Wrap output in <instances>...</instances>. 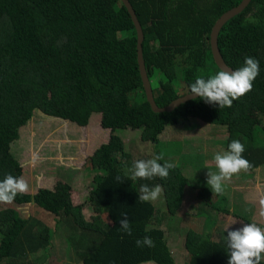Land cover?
Returning <instances> with one entry per match:
<instances>
[{
  "label": "trees",
  "instance_id": "trees-1",
  "mask_svg": "<svg viewBox=\"0 0 264 264\" xmlns=\"http://www.w3.org/2000/svg\"><path fill=\"white\" fill-rule=\"evenodd\" d=\"M130 1L144 30L145 65L159 107L190 93L188 86L197 77L207 79L221 70L210 33L216 20L242 0ZM137 38L122 0H0V180L21 177L12 144L35 112L81 127L101 114V126L111 135L89 157L95 176L86 204H72L69 184L62 191L40 188L34 195H17L10 204L33 203L55 217L69 218L74 231L69 240L83 264H176V255L190 256L187 264H228L225 236L215 238L197 228H190L186 240L181 237V248L175 243L178 254H173L170 237L154 224L157 207L138 199L139 187L161 185L171 218L195 183L184 175L177 158L174 162L164 155L160 163L175 164L166 179H128L125 174L135 160L117 132L140 130L141 140L161 154L160 135L167 127L204 121L223 126L225 151L234 139L244 144L242 155L252 165L248 170L264 165V0H252L224 24L218 37L221 53L234 69L244 65L245 57L259 61L252 90L231 107L219 108L197 97L173 111L153 112L139 71ZM200 183L197 217L205 219L207 227L214 225L211 212L230 214L234 206L222 193L216 202L209 200L211 192ZM240 203L245 201L236 200V208ZM85 205L94 210L92 222L84 219ZM246 207L238 217L250 223L254 207ZM122 214L130 222V236L121 231ZM52 235L15 209L0 210V258L6 264H25L28 254L50 245ZM144 236H150L155 247H137L135 241Z\"/></svg>",
  "mask_w": 264,
  "mask_h": 264
},
{
  "label": "rangeland",
  "instance_id": "rangeland-1",
  "mask_svg": "<svg viewBox=\"0 0 264 264\" xmlns=\"http://www.w3.org/2000/svg\"><path fill=\"white\" fill-rule=\"evenodd\" d=\"M101 119V114H94L90 118L89 125L84 129L74 124V127L79 129L81 133L78 141L75 137V132L68 126V121L46 116L39 111L35 112L33 119L21 129L20 137L12 144L11 149L14 157L21 164L24 174L29 172L35 173L34 178L39 181H36V184L34 181L31 182L32 185L29 186V193L27 194L34 195L40 188L51 186L49 189L53 191H62L69 184L71 186V201L73 205L79 206L87 203V198L92 189H94L93 178L95 176V172L90 170V164L88 165L89 157L99 146L107 143L111 135V131L102 128ZM196 123V127L194 128L187 124L169 126L160 135V141L163 143L160 152L167 159L171 157L170 159L174 162L177 158V163L181 162L185 168L183 171L184 175L191 182L193 181L195 183L193 186L196 188H189V193L185 197L182 208L171 218H169L170 215L166 212L167 207L163 192L157 200L152 201L157 207L154 224L165 230L167 237H170L171 245L168 244L173 254L175 252V243L180 247L181 237L186 240V234L190 228H197L199 232L203 231L207 235L219 238L221 234L226 236L228 230H235L247 224L238 217V213L246 205L247 207L255 206L254 212L251 214L250 223H255L259 227L264 228V216L260 215L262 197L258 191H255L257 189L255 186L260 185V183L264 185V165L253 170H247L246 173L242 170L238 174H234L230 180L224 182L222 196L226 197L228 195L229 201H231L230 205L234 206L231 208L230 214L211 212L209 216L212 217L214 225L210 224L207 227H205V219L197 217L200 209V203L197 201L198 194L201 191L199 187L202 185L200 182L204 181L203 187H205L206 193L211 192V197H208L209 200L216 202L221 196L214 194L206 181L208 179V171L214 173L218 171L215 167L214 155L218 152L225 151V146L222 144V139L225 137V130L221 129L223 126L212 123L204 122L200 127ZM87 134L90 135L89 138H86ZM117 134L126 145V151L133 154L132 160L143 156L152 158L153 154H155V147L141 140L142 132L140 130L128 129L118 131ZM59 139H61L60 144H58ZM89 140L92 141L91 151L89 153L79 151L86 146V143L89 144ZM67 155H70V158H68L69 161H63L61 159L62 156ZM30 173L28 175L26 174L27 178L25 176L23 178L29 180L28 178H31ZM244 177L246 180H244ZM50 179L53 180L51 181ZM244 181L246 183L248 182V187L244 189V192L251 199H248L247 203H240V207L236 208L234 204L239 198L238 192H240V184ZM234 194H237V197H234ZM258 197H261L258 201L259 207L256 202V198ZM0 205L5 206L4 203ZM8 205L17 210L22 217L30 214V211L28 213V207H24L28 206V204ZM93 211L88 205H85L83 216L86 221H93ZM43 217L45 216L41 218ZM48 217L49 220L46 221L48 224L47 228L53 231L54 223L59 216H49L48 214ZM102 218L105 220V215H102ZM233 221L235 223H232ZM57 223H55V226ZM61 224L62 220L58 226H61ZM227 226L228 229L224 231ZM64 234L59 233V235H56L53 231L51 243L45 248L44 254L48 256L53 251L60 253H54V256L59 258L50 260L48 264L64 262L67 264H77L79 262L72 258L74 252H66L72 249L75 250V247L67 239L68 236ZM58 243L60 245H57ZM63 252L66 253L63 254ZM175 254L178 253L175 252ZM186 262L187 259L182 261L181 257L179 256L178 258L176 255L177 264H185ZM79 264H81V261Z\"/></svg>",
  "mask_w": 264,
  "mask_h": 264
},
{
  "label": "clouds",
  "instance_id": "clouds-1",
  "mask_svg": "<svg viewBox=\"0 0 264 264\" xmlns=\"http://www.w3.org/2000/svg\"><path fill=\"white\" fill-rule=\"evenodd\" d=\"M258 75L259 61L249 56L245 57L244 65L237 70L228 71L221 69L207 79L197 77L188 86V92L193 94V99L198 97L207 104H215L219 108L231 107L234 100L252 90V82ZM244 151V144L240 140L234 139L228 144L226 151L218 152L214 155V163L218 171L215 173L208 171V179L206 181L214 194H221L224 182L230 180L234 174H238L242 170L247 171L252 167L251 163L243 157L242 153ZM161 160H164L162 153L153 154L152 158L149 159L135 160L125 175L132 181L137 179L152 180L155 177L166 179L170 170L175 168V164L169 161L160 163L159 161ZM22 174L21 177L6 175L3 180H0V203L10 204L15 201L17 195L28 192L29 185L22 177ZM116 179L119 183L123 181L120 176H117ZM162 192L163 188L159 184L154 187L141 184L138 191V199L141 202L155 201L162 195ZM27 204L31 205L33 203ZM260 215L264 216V199L261 200ZM57 222L59 221L57 220ZM232 223H235V221ZM119 225L124 234L129 236L132 234V228L126 214H122ZM227 229L228 226L224 231ZM225 240L228 249V264H261V261H263L264 228L259 227L257 224L247 223L238 229L228 230ZM135 243L137 247H155V242L150 236L137 239Z\"/></svg>",
  "mask_w": 264,
  "mask_h": 264
},
{
  "label": "crops",
  "instance_id": "crops-1",
  "mask_svg": "<svg viewBox=\"0 0 264 264\" xmlns=\"http://www.w3.org/2000/svg\"><path fill=\"white\" fill-rule=\"evenodd\" d=\"M203 123H204V121H197V125L200 127L201 125H203ZM180 124H183V125H185V124H187L188 126H190V127H196L195 125L193 126L189 121H186V120H184V121H182V122H180V123H178V124H175V125H180ZM68 126L69 127H71V129H72V131H74L75 132V137L77 138V140L79 141V137H80V131H79V129H77L76 127H74V123H71V122H69L68 123ZM87 127V126H86ZM79 128V127H78ZM82 129H84V128H82ZM81 128H80V130H82ZM104 129V128H103ZM89 136L90 135H88L87 134V136H86V138L88 137L89 138ZM85 138V139H86ZM59 142H58V144H60L61 143V139H59L58 140ZM91 147H92V141L91 140H89V144L88 143H86V146H84V148H82V149H80L79 151H83V152H85V153H89L90 151H91ZM59 148V147H58ZM70 155H67V156H62V160L63 161H69L68 160V158H70L69 157ZM263 166V165H262ZM30 173V172H29ZM29 173H26L27 175L29 174ZM23 174H24V172H23ZM22 174V177L23 176H25V178H27L26 176V174H24L23 175ZM250 175V174H249ZM30 176H31V178H28L29 180H26L27 182H28V185L29 186H31L32 184H31V182L32 181H34V183L36 184V181L37 182H39L38 180H36V178H34V176H35V173H30ZM247 177V176H246ZM47 178H48V176H47ZM44 180V179H43ZM51 181L53 180V179H50ZM244 180H246V178L244 177ZM240 192H238V196H239V198L240 199H242V200H244L245 201V203H247V200L248 199H251L250 197H249V195H247L245 192H244V189L246 188V187H248V182L246 183L245 181L244 182H241V184H240ZM52 187V186H51ZM51 187H45L46 189H49V188H51ZM257 189L255 190V191H258V193L261 195V197H258V198H256V202H257V206L259 207V205H258V201H259V199L261 198V199H264V185L262 184V183H260V185H258V186H255ZM51 190V189H50ZM27 193H29V191L27 192ZM26 193V194H27ZM228 196V195H227ZM234 197H237V194H234L233 195ZM229 197V196H228ZM238 198V199H239ZM184 200H185V198H184ZM13 205V204H12ZM24 207H28V213H29V211H30V214L29 215H27V216H24V218H26V220L27 219H29V222H31V223H34L35 225H39V227H40V225H42L43 227H47V223H46V221L47 220H49V217H48V212L47 211H45V210H43V209H41V208H39V207H37V206H35V205H33V204H28V206H24ZM252 207H254V209H255V206H252ZM9 208H12V209H14L13 207H10L8 204H6L5 206H3V207H1L0 206V210H3V209H9ZM29 208H31V209H29ZM90 209L92 210V208L90 207ZM93 213H94V211H93ZM42 216H45V217H43V218H41ZM49 216H52V214H49ZM59 221L57 224H56V226H55V223H56V221ZM56 221H55V223H54V232H55V234L56 235H59V233H65L64 235L65 236H68V238L67 239H69V237H71L74 233H73V225L71 224V221H70V219L69 218H61L60 216H59V218L57 219ZM62 220V224H61V226H58V224L60 223V221ZM33 231H36V230H33ZM59 232V233H58ZM57 245H60V243H58ZM53 247H54V242H53ZM75 249V248H74ZM46 249L45 248H40V249H38L36 252H34V253H32V254H28L27 255V257H26V260H25V264H48L49 263V261L51 260H56L57 258H59V257H55L54 256V253H57V254H59L60 252H54L53 250V253L52 254H50V255H46V254H44V251H45ZM66 252H74L73 253V259L74 260H78L79 262L81 261V264H83V262H82V260L79 258V256L77 255V251H75V250H68V251H66ZM66 252H63V254L64 253H66ZM262 257H264V253H263V256ZM25 258H23L22 260H24ZM181 259H182V261L184 260V257H181ZM262 260L264 261V258H262ZM190 261V256L187 258V263ZM63 262H64V260H63ZM79 262L77 263V264H79ZM154 263V262H153ZM152 262H149V263H145V264H153ZM187 263H185V264H187ZM0 264H6L5 263V260L3 259V258H0ZM59 264H67V263H59ZM155 264V263H154ZM177 264V263H176Z\"/></svg>",
  "mask_w": 264,
  "mask_h": 264
},
{
  "label": "water",
  "instance_id": "water-1",
  "mask_svg": "<svg viewBox=\"0 0 264 264\" xmlns=\"http://www.w3.org/2000/svg\"><path fill=\"white\" fill-rule=\"evenodd\" d=\"M124 5L127 7L129 13L131 14L132 20L134 22L136 31H137V59L139 65V71L142 78L145 94L147 101L149 102L151 109L155 113H164L168 111H173L176 107L180 106L182 103L187 102L190 99H193V94L187 93L178 98L172 100L169 104L165 105V107H159L155 101L154 93L152 89V83L148 76V72L146 70L145 59H144V51H143V42L145 39L144 30L141 22L138 19V16L135 12V9L130 0H122ZM252 0H242L238 5L232 7L231 9L225 11L214 23L211 33H210V44L213 53L214 60L216 64L223 70L234 71L233 67L229 66L219 48L218 37L220 31L224 24L234 15L243 11Z\"/></svg>",
  "mask_w": 264,
  "mask_h": 264
}]
</instances>
